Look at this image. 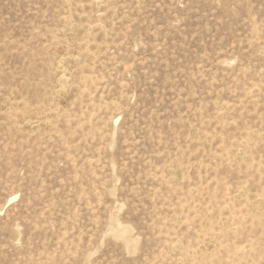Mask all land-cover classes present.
<instances>
[{
    "label": "rangeland",
    "instance_id": "rangeland-1",
    "mask_svg": "<svg viewBox=\"0 0 264 264\" xmlns=\"http://www.w3.org/2000/svg\"><path fill=\"white\" fill-rule=\"evenodd\" d=\"M0 264H264V0H0Z\"/></svg>",
    "mask_w": 264,
    "mask_h": 264
}]
</instances>
